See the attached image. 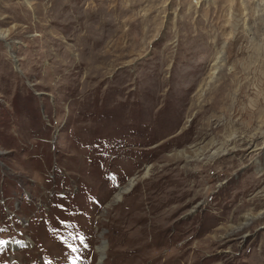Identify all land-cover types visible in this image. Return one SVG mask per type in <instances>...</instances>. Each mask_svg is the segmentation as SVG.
Here are the masks:
<instances>
[{"label": "rangeland", "instance_id": "1", "mask_svg": "<svg viewBox=\"0 0 264 264\" xmlns=\"http://www.w3.org/2000/svg\"><path fill=\"white\" fill-rule=\"evenodd\" d=\"M0 264H264V0H0Z\"/></svg>", "mask_w": 264, "mask_h": 264}, {"label": "water", "instance_id": "2", "mask_svg": "<svg viewBox=\"0 0 264 264\" xmlns=\"http://www.w3.org/2000/svg\"><path fill=\"white\" fill-rule=\"evenodd\" d=\"M134 178H132V180H133ZM134 181V180H133ZM133 181H131V184L133 183ZM106 243V241H103V245Z\"/></svg>", "mask_w": 264, "mask_h": 264}]
</instances>
